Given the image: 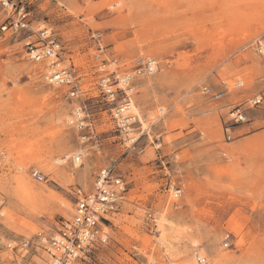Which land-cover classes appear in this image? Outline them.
<instances>
[{
    "label": "rangeland",
    "instance_id": "1",
    "mask_svg": "<svg viewBox=\"0 0 264 264\" xmlns=\"http://www.w3.org/2000/svg\"><path fill=\"white\" fill-rule=\"evenodd\" d=\"M9 1L30 28L0 38V264H49L39 235H56L75 191L110 165L125 198L107 215L109 241L76 264H264V0ZM46 30L78 96L31 58Z\"/></svg>",
    "mask_w": 264,
    "mask_h": 264
},
{
    "label": "built area",
    "instance_id": "2",
    "mask_svg": "<svg viewBox=\"0 0 264 264\" xmlns=\"http://www.w3.org/2000/svg\"><path fill=\"white\" fill-rule=\"evenodd\" d=\"M0 8L8 13L7 22L0 25V38L10 31L17 33L19 30L30 28L29 13L26 12L25 8L16 9V5L9 0H0ZM40 41L39 46L31 42H28L27 46L34 61L46 64V80L54 86L69 87L71 90L70 95L72 97L78 96L80 91L76 83V77L68 67H61L60 45L57 43L56 38L51 35L50 31L46 30L40 32ZM256 48L258 54L264 60V42H257ZM142 70L144 75H152L156 72V63L152 65L150 61L145 65L143 64ZM101 85L108 98L115 101V92L112 90L110 79H103ZM243 85V83H238L236 87L241 88ZM208 91V89H205V92ZM127 99L128 97L123 98L122 107L116 112L117 117H122L121 121L124 125L131 121L130 117L122 115L130 107V102H127ZM261 101V99H256L253 101V105H259ZM75 116L79 120L77 123L80 124L83 120L81 111L76 110ZM233 116L235 123L240 124L246 121L240 110L236 111ZM229 130L227 131L229 132ZM228 136L231 138L230 135ZM78 158L81 159V156ZM33 176L37 181L42 182L45 180L38 172H34ZM126 192L127 185L113 165L106 166L98 172L93 183V189L89 193L76 190V203L72 219L65 221L59 232L49 239L43 237L42 234L39 235V244L44 247L49 256V264H76L84 260L96 245L106 244L109 241L108 226L106 224V221H108L107 215L115 209L119 201L125 198ZM180 193L181 190L177 191L176 195ZM30 246L31 242L29 240H25L20 244L11 243L7 245L11 251L16 249L29 250ZM196 261L197 264H207L206 258L200 255H197Z\"/></svg>",
    "mask_w": 264,
    "mask_h": 264
},
{
    "label": "bare ground",
    "instance_id": "3",
    "mask_svg": "<svg viewBox=\"0 0 264 264\" xmlns=\"http://www.w3.org/2000/svg\"><path fill=\"white\" fill-rule=\"evenodd\" d=\"M151 63H152V65L155 64V62H152V61H151ZM129 79H130V77L128 78V81H129ZM121 81H122L123 84H127V79H122ZM129 108H130V109H131V108L134 109V105H133V104H130V107H129ZM82 155H83L82 152H80V153H78V154L75 156V165H76V166H80V165H81V162H82V161H81V159H79L78 157H79V156H82ZM78 159H79V161L76 162V160H78ZM57 162L59 163L60 160H57ZM200 256H201V255H200Z\"/></svg>",
    "mask_w": 264,
    "mask_h": 264
},
{
    "label": "crops",
    "instance_id": "4",
    "mask_svg": "<svg viewBox=\"0 0 264 264\" xmlns=\"http://www.w3.org/2000/svg\"><path fill=\"white\" fill-rule=\"evenodd\" d=\"M35 253H36V252H35ZM33 257L36 258V256H34V255L32 256V255H31V258H33ZM31 260L33 261L34 259H30V264H32V261H31Z\"/></svg>",
    "mask_w": 264,
    "mask_h": 264
}]
</instances>
